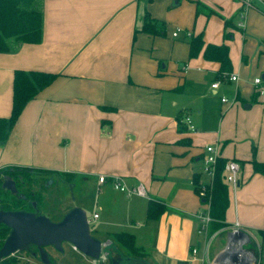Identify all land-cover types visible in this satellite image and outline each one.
I'll list each match as a JSON object with an SVG mask.
<instances>
[{
  "label": "crops",
  "instance_id": "crops-1",
  "mask_svg": "<svg viewBox=\"0 0 264 264\" xmlns=\"http://www.w3.org/2000/svg\"><path fill=\"white\" fill-rule=\"evenodd\" d=\"M37 1L41 41L9 38V50L0 52V117L11 113L16 69L58 76L26 104L0 142V168L65 172L81 191L96 189L93 207L78 206L93 213L90 223L97 221L92 235L112 243L114 232L134 234L148 264H203L226 242L213 246L214 239L227 237L235 221L261 238L264 173L252 160L264 162V95L253 78H264V14L242 12L236 0ZM146 10L166 22L165 35H135ZM186 32H203L206 44L227 43L232 71L220 79L219 62L202 52L190 58ZM187 116L194 130L182 121ZM210 144L241 169L237 188L229 186L226 225L207 250L214 231L199 232V215L209 205L194 177L204 179L202 157ZM100 175L121 176L131 187L141 183L146 195H127L101 183ZM58 183L60 189L71 184ZM151 200L164 205L157 218L148 217Z\"/></svg>",
  "mask_w": 264,
  "mask_h": 264
},
{
  "label": "trees",
  "instance_id": "trees-1",
  "mask_svg": "<svg viewBox=\"0 0 264 264\" xmlns=\"http://www.w3.org/2000/svg\"><path fill=\"white\" fill-rule=\"evenodd\" d=\"M152 1V0H146ZM180 1V0H178ZM199 5V4H198ZM199 7V6H198ZM203 7L198 8V12ZM207 9V8H206ZM208 13L212 10L207 9ZM229 21L225 24L228 26ZM151 35H165L166 22L145 11L142 26L139 30ZM226 37L230 34L226 33ZM43 36V14L37 0H0V52L9 50L8 39L15 38L25 43H38ZM208 60L217 61L220 64L218 78L223 79L232 71V62L229 55V45L227 43H205L203 32L189 36V57H196L200 53ZM58 74L42 70L16 69L13 77V98L11 113L8 117H0V142L5 141L26 104L33 99L43 88L50 85ZM227 160L219 157L216 174L212 187L208 190L210 198V214L213 217L210 230L216 231L226 225V211L229 206V185L225 180L224 167ZM254 169L264 173V162L253 158ZM5 176L12 178L18 188V193L13 194L3 188ZM71 175L65 172H58L50 169L35 168L29 166L11 165L0 168V209L4 210H27L38 214L49 216L53 221H60L65 214L54 213L47 208V197L50 195L54 182L63 181L71 183ZM50 184V185H49ZM194 184L196 191L200 187V176L195 175ZM49 185V186H48ZM24 197H21V195ZM52 194V193H51ZM35 203V205H34ZM164 211V205L154 200L149 201L148 217L157 218ZM10 227L0 223V248L10 233ZM264 237V231H261ZM114 241L112 244L127 250L131 260L148 264L147 253L136 243L134 234L126 231L112 233ZM52 247L54 250L55 248ZM64 251V250H63ZM63 251L57 249L55 253L61 254ZM48 252V251H47ZM50 263L53 260L48 252ZM34 256V254L32 253ZM119 257L114 260L124 258V253L119 252ZM119 258V259H118ZM17 259L12 255L0 260V264H17ZM263 264V263H261Z\"/></svg>",
  "mask_w": 264,
  "mask_h": 264
},
{
  "label": "built area",
  "instance_id": "built-area-1",
  "mask_svg": "<svg viewBox=\"0 0 264 264\" xmlns=\"http://www.w3.org/2000/svg\"><path fill=\"white\" fill-rule=\"evenodd\" d=\"M242 7V12L247 11L248 9H256L264 14V0H236ZM180 29H177L173 32V36H178ZM187 36H190V32H186ZM225 78V76H224ZM230 80H236L237 75L231 74L228 76ZM220 80L212 83V87H218ZM253 84L256 92L259 95H264V78L260 75L253 78ZM223 102L228 101L226 97L222 98ZM191 130H194V126L191 124L190 118L187 116L182 119ZM219 149L216 145H207L206 152L202 157V175L204 179L200 182L199 190L197 191L198 195L203 199L205 197L210 198L208 195V190L212 187L213 181L216 174L217 163L219 160ZM240 169L241 164L235 159H230L226 161L224 167L225 180L232 189H236L240 182ZM99 181L101 183L111 182L113 187L117 190H120L127 195H146V189L143 184H138L137 186H129L123 177L114 176L107 177L106 175H100ZM210 208V200H205ZM98 214H94V217H97ZM202 224L199 229L200 233L208 234L210 233L211 223L213 217L210 214V209L205 213L199 215ZM217 232H211L206 239L207 250L210 246V243L216 236ZM74 247V246H73ZM75 248V247H74ZM76 249V248H75ZM198 253V248L193 247L191 249V254L195 257ZM264 256V237L257 238V236L249 229L243 227L239 221H235L228 229V234L226 237V242L223 247L218 251V253L210 260L202 259L203 264H261L262 258Z\"/></svg>",
  "mask_w": 264,
  "mask_h": 264
},
{
  "label": "water",
  "instance_id": "water-1",
  "mask_svg": "<svg viewBox=\"0 0 264 264\" xmlns=\"http://www.w3.org/2000/svg\"><path fill=\"white\" fill-rule=\"evenodd\" d=\"M177 2V0H176ZM3 188L18 193L15 181L5 176ZM21 197H24L22 194ZM35 205V203H34ZM0 223L10 227V233L0 248V260L25 247H38L43 263H49V254L45 247L53 246L63 251L62 243L67 241L86 256L99 257L111 241H101L91 234L90 222L81 207L70 209L60 221L49 216L27 210L0 209ZM114 261L113 264H117ZM126 264V263H124ZM132 264H145L133 262Z\"/></svg>",
  "mask_w": 264,
  "mask_h": 264
},
{
  "label": "rangeland",
  "instance_id": "rangeland-1",
  "mask_svg": "<svg viewBox=\"0 0 264 264\" xmlns=\"http://www.w3.org/2000/svg\"><path fill=\"white\" fill-rule=\"evenodd\" d=\"M50 185V184H49ZM48 185V186H49ZM60 183L54 182L52 191L50 195L47 197V208L50 211H54V213L65 214L70 210V207H76L80 204L87 203L90 207H93L96 202V189L87 188L85 191L79 188L72 186L73 183L64 185L62 184V189L59 187ZM61 190V192H60ZM97 210V209H96ZM93 213H87L88 218L92 217ZM98 226L97 221L94 223H90L91 234L95 235L96 230L95 227ZM114 240V238H113ZM226 235H220L216 239H214L213 246H216L217 243L225 242ZM63 253L58 254L55 253L52 247L47 246L45 249L48 251L53 260L56 261L54 263H43L38 247L35 245H31L16 251L12 254L13 258L17 259V264H113L114 256L117 257V253H124V258L118 260L119 264H132L134 260H131L127 250L122 247H118L115 244L110 243L108 247H106L102 254L99 257H90L81 253L79 250L75 249L73 245L67 241L62 243ZM34 254V256L32 255ZM9 257V256H8ZM119 259V258H118ZM262 263H264V256L262 258Z\"/></svg>",
  "mask_w": 264,
  "mask_h": 264
},
{
  "label": "flooded vegetation",
  "instance_id": "flooded-vegetation-1",
  "mask_svg": "<svg viewBox=\"0 0 264 264\" xmlns=\"http://www.w3.org/2000/svg\"><path fill=\"white\" fill-rule=\"evenodd\" d=\"M65 214H66V213H65ZM36 247H37V246H36ZM45 248H46V247H45ZM116 256H118V257H119V256H120V255H119V253H117V255H116ZM114 257H115V256H114ZM114 261H116V260H114ZM117 261H118V260H117ZM119 263H120V262L118 261V263H117V264H119ZM121 264H122V263H121Z\"/></svg>",
  "mask_w": 264,
  "mask_h": 264
}]
</instances>
